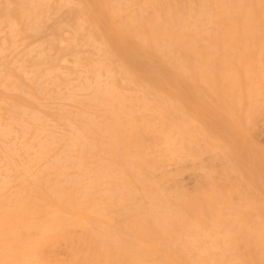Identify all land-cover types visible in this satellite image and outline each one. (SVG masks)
Listing matches in <instances>:
<instances>
[{"label": "bare ground", "instance_id": "bare-ground-1", "mask_svg": "<svg viewBox=\"0 0 264 264\" xmlns=\"http://www.w3.org/2000/svg\"><path fill=\"white\" fill-rule=\"evenodd\" d=\"M0 264H264V0H0Z\"/></svg>", "mask_w": 264, "mask_h": 264}]
</instances>
